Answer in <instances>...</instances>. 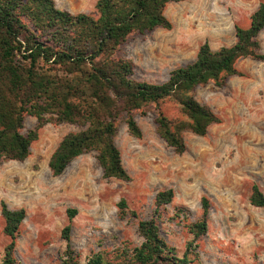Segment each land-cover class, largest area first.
Here are the masks:
<instances>
[{
    "label": "rangeland",
    "instance_id": "rangeland-1",
    "mask_svg": "<svg viewBox=\"0 0 264 264\" xmlns=\"http://www.w3.org/2000/svg\"><path fill=\"white\" fill-rule=\"evenodd\" d=\"M61 10L99 17L98 0H54ZM264 0H183L166 8L172 29L158 28L145 35L132 34L115 53L135 64L134 79L151 83L168 80L174 69L196 60L208 42L213 50L237 41L236 26L249 27L251 16ZM264 54V30L259 36ZM225 85L199 87L196 98L221 119L206 136L185 133L187 149L178 154L157 133L155 119L161 110L169 119H186L172 99L148 104L134 113L143 136L129 133L120 118L115 144L122 154L130 181L105 178L91 151L74 159L65 172L54 176L49 161L63 138L83 127L69 123L47 124L33 143L30 157L0 163V264L10 238L4 233L1 204L25 209L16 245L17 264H60L67 247L63 229L71 224V244L80 264L95 255L122 264L124 250L144 239L141 220L156 217L155 197L172 188L175 198L162 209L158 223L162 236L180 257L194 239L187 223L203 216V198L210 202L208 232L191 248L195 264H264V208L251 203L253 187L264 193V61L244 59ZM37 119L28 116L24 132ZM127 201V216L119 203ZM183 213L178 217L177 210ZM76 210L70 220L68 210ZM177 213V214H176ZM197 245V247H195Z\"/></svg>",
    "mask_w": 264,
    "mask_h": 264
},
{
    "label": "trees",
    "instance_id": "trees-1",
    "mask_svg": "<svg viewBox=\"0 0 264 264\" xmlns=\"http://www.w3.org/2000/svg\"><path fill=\"white\" fill-rule=\"evenodd\" d=\"M181 1L98 0L99 17L95 18L61 10L54 0H0V163L27 160L44 126L69 123L83 129L67 134L52 154L49 168L54 176L62 175L77 157L95 151L105 178L130 181L115 144L123 116L129 133L141 138L143 132L134 113L148 104L174 100L186 119H169L160 110L155 124L159 136L178 154L187 149L185 133L206 136L212 125L220 124V117L197 100L196 91L209 83L223 86L230 77L241 75L237 69L241 60L264 61L259 40L264 30V2L251 16L249 27L236 26L235 44L213 50L205 42L195 61L171 71L163 83L135 80L134 62L114 56L132 34L172 29L166 8ZM28 116L37 119V126L25 133ZM174 198L172 188L157 193L156 217L139 222L144 241L132 254L123 251L122 264H195L189 251L208 232L210 202L203 198L202 218L187 223L194 239L180 257L162 236L158 223L162 209ZM250 200L264 208V193L257 185ZM1 207L4 233L10 238L2 264H17L16 242L26 211L13 210L6 202ZM119 208L121 215L127 216L125 199ZM76 212L68 210L70 220ZM177 213L188 220L183 209ZM71 231V224L62 231L67 247L60 264H80L71 244ZM89 264L113 263L95 255Z\"/></svg>",
    "mask_w": 264,
    "mask_h": 264
}]
</instances>
